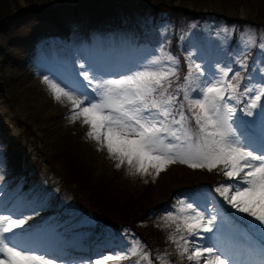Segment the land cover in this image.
Here are the masks:
<instances>
[{
  "label": "rangeland",
  "instance_id": "obj_1",
  "mask_svg": "<svg viewBox=\"0 0 264 264\" xmlns=\"http://www.w3.org/2000/svg\"><path fill=\"white\" fill-rule=\"evenodd\" d=\"M7 1L16 17L29 9L35 11L34 14L41 10L49 14L66 8V5L79 4L78 0H33L35 5L28 0ZM172 2L197 14L181 18L175 51L169 45L174 38L177 21L166 8L157 13L150 10L153 2H149L146 9L140 8L144 2H137L130 9L117 7L111 18L93 29L87 27L86 14L62 13L58 20L68 24L74 33L67 39L50 36L28 41L29 47L34 48L30 51L33 57L28 53L29 47L8 45H16L11 43L12 40L21 39L22 43L32 34L40 35L53 28L51 19L33 17L19 25V33L4 34L0 42V214L26 219L23 226L26 231L16 237L17 243L45 249L57 260V264H79L81 261L88 264L102 254L122 253L131 241L138 240L153 264H160L155 257L164 253L169 264H190L186 258L179 256L175 245L168 239L175 226L162 227L165 223L163 217L167 212L174 211L173 205L179 198L189 196L197 189L211 191L227 178L216 170H194L180 163L169 165L155 180L149 175L130 172L126 165L118 169L106 148L99 149L97 143L86 136L87 126L77 120L81 131H84L81 134L85 136L87 148L98 158L97 171H103L105 175L109 173L124 192L136 191L137 199L141 194L140 205L146 209L145 214L133 222H108L80 200L82 194L65 182L64 176L49 160L56 149V142L61 144V137H75L72 131L76 122L69 119L71 105L67 101H56L43 82V77L48 76L60 83L62 79L74 77L81 65L87 67L89 64L99 69L103 78H115L160 55L162 45L164 54L179 59L177 72L182 65L186 69L183 76L180 75L181 80L178 74L172 78L170 92L177 95L178 103L182 93L178 94L177 85L183 83L187 73L186 57L189 54L195 63L205 68L207 74L214 73L215 66L220 64L241 71L242 76L253 77V83L260 82L264 49L259 44L264 38V22L256 18L262 10L257 1L256 6L252 3L250 6L233 0V5L228 7L221 0L199 1L197 4L193 0H168L166 3ZM261 13L264 14V11ZM249 35L254 37L256 44L246 47ZM140 37L143 40L147 37V40L137 43ZM239 60L243 61L245 68H240ZM76 78L83 81L82 77ZM88 91L91 92V89ZM242 115L238 110L236 116L239 118ZM256 119L259 122L258 116ZM187 179L193 182L185 184ZM217 199L222 217L217 218L212 233L204 234L208 238L205 243L215 244L227 252L229 259H237L242 250L232 246L239 244L238 236L245 239L246 235L242 230L237 232L233 226L242 225L241 218L246 214L237 213L218 194ZM247 225L251 227L250 223ZM138 230L142 236L137 234ZM162 232L164 235L159 239L157 234ZM83 240L89 241L94 255L90 259L73 258V249L82 247ZM162 242L166 244L163 248L158 245ZM103 244L108 246L102 250ZM256 247L244 262L257 261ZM134 259L117 261L116 264H134ZM141 264H147V261Z\"/></svg>",
  "mask_w": 264,
  "mask_h": 264
},
{
  "label": "snow or ice",
  "instance_id": "obj_2",
  "mask_svg": "<svg viewBox=\"0 0 264 264\" xmlns=\"http://www.w3.org/2000/svg\"><path fill=\"white\" fill-rule=\"evenodd\" d=\"M255 44L254 37L247 36L245 46ZM259 47L264 49V38ZM159 53L115 78H103L89 64L60 83L48 76L43 82L56 101L71 105L69 119L87 126L86 136L99 149L106 148L116 168L126 165L130 172L155 180L169 165L180 163L194 170H216L227 178L211 191L197 189L179 198L174 211L163 217L162 227L175 226L168 239L182 259L190 264H264V244L258 261L244 262L229 259L222 248L205 243L204 236L222 217L217 194L264 235V68L260 82L253 83V77L231 66L217 64L216 71L207 74L189 54L187 73L177 85L182 93L178 103L170 89L180 61L164 54L163 45ZM237 62L241 69L246 67L242 60ZM238 110L242 117L236 116ZM25 223L26 219L0 214V264H57L45 249L16 242L26 231ZM133 258L134 264H153L138 240L122 253L102 254L88 264ZM155 259L169 264L166 253Z\"/></svg>",
  "mask_w": 264,
  "mask_h": 264
},
{
  "label": "trees",
  "instance_id": "obj_3",
  "mask_svg": "<svg viewBox=\"0 0 264 264\" xmlns=\"http://www.w3.org/2000/svg\"><path fill=\"white\" fill-rule=\"evenodd\" d=\"M195 4L199 1L201 2H213L216 0H193ZM223 5L227 6L232 4L233 0H221ZM238 1V0H237ZM260 5L262 10L256 14L257 19H262L264 22V14L261 12L264 11V0H255ZM253 0H240L241 3H250L256 6V3ZM32 5H35L33 0H28ZM137 2H144L145 4L141 5L140 8L146 9L149 6V2H153L150 10L157 13L162 8L169 10L171 17H190L196 16L193 11L188 10L187 8L179 7L175 3H170L167 5L168 0H78V6L66 5L64 9H56L54 12L49 14L46 11H38L37 14H34L35 11L23 10L20 17H16L14 12H12L8 5L7 0H0V42L4 39V34L19 33V25L25 23L35 17L34 19H51L50 22L53 23V28H49L46 32L42 34H32V36L27 37L24 42L21 43L20 40L11 41L16 43V45L8 46H19V48L24 47L28 48V41H35V39H40L41 37H50V36H62L67 37L74 32L71 30V27L68 24L58 20V16H62V13H72L76 16L81 14H86L88 16L87 27L93 29L94 27L104 23L105 20L111 18L114 15L117 7L122 9H130L131 7L136 6ZM19 10L21 6L18 5ZM228 7V6H227ZM258 20V21H259ZM177 21V19H176ZM177 23V22H176ZM177 25V24H176ZM176 31V27L175 30ZM83 33V32H82ZM143 34H139L141 36ZM154 39V38H152ZM141 40V41H140ZM142 37L139 38V42H143ZM175 38L170 43L169 47L175 51ZM179 80L182 79L181 76L186 72L184 67H179ZM181 75V76H180ZM179 99H181L179 95ZM73 139L71 137H61V144L56 142L55 151L50 154L49 160L53 166L64 176L65 182L70 185L76 192L82 194L80 200H83L87 207L98 212L99 215H102L105 219H108V222L112 223H123L127 224L129 222L135 221L138 217H141L145 214L146 209L144 210L141 204V199H137V192H124L122 188L118 186L117 183L113 181L109 173L97 171L98 158L93 155L91 150L87 148V142L85 136L81 133V128L79 123H74L73 128ZM71 134V132H70ZM75 139V140H74ZM52 145V144H51ZM193 181L186 180L185 184H191ZM136 205V206H135ZM138 205V206H137ZM149 222V219H147ZM115 227V226H114ZM118 227V226H116ZM138 233L141 234V231L138 230ZM148 235V234H146ZM159 239H162L164 233L157 234ZM161 242V240H160ZM162 248L166 246L164 242L158 244ZM160 248V247H159ZM160 248V249H162Z\"/></svg>",
  "mask_w": 264,
  "mask_h": 264
}]
</instances>
